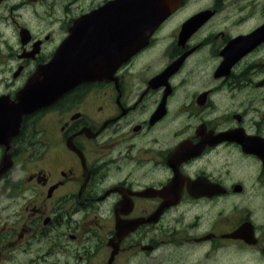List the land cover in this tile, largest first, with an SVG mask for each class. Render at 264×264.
I'll return each mask as SVG.
<instances>
[{"label": "flooded vegetation", "instance_id": "1", "mask_svg": "<svg viewBox=\"0 0 264 264\" xmlns=\"http://www.w3.org/2000/svg\"><path fill=\"white\" fill-rule=\"evenodd\" d=\"M172 1L109 78L16 127L71 5L0 0V264H264V0Z\"/></svg>", "mask_w": 264, "mask_h": 264}, {"label": "water", "instance_id": "2", "mask_svg": "<svg viewBox=\"0 0 264 264\" xmlns=\"http://www.w3.org/2000/svg\"><path fill=\"white\" fill-rule=\"evenodd\" d=\"M161 6H160V3ZM171 5L163 0H113L75 19L65 45L57 51L64 60L54 59L39 69L29 84L27 93L33 92L28 109L47 103L46 99L63 93L66 87L97 73L98 61L94 50L108 40L123 45L128 52L141 45L154 27L166 17ZM105 67L104 69H106ZM42 75V77H41ZM22 107L16 109L22 112Z\"/></svg>", "mask_w": 264, "mask_h": 264}, {"label": "rangeland", "instance_id": "3", "mask_svg": "<svg viewBox=\"0 0 264 264\" xmlns=\"http://www.w3.org/2000/svg\"><path fill=\"white\" fill-rule=\"evenodd\" d=\"M103 0H81L79 3H75V6L73 9H75V11L79 10L80 8L82 9H86V8H91L95 5H97L98 3L102 2ZM204 3L203 1H201V4ZM192 10V8H188L185 12H183L181 15H188L189 13H191L190 11ZM8 185V183L6 184V186ZM4 184L3 182L0 183V194L2 193ZM5 192H6V188H5ZM3 207V209L0 210L1 213V222L4 221L6 214L8 213V209H7V203L6 202H1V208ZM211 260V258H210Z\"/></svg>", "mask_w": 264, "mask_h": 264}]
</instances>
